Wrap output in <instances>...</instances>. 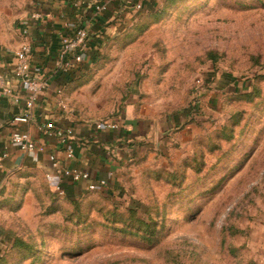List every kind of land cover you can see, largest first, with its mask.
I'll list each match as a JSON object with an SVG mask.
<instances>
[{
  "label": "rangeland",
  "instance_id": "obj_1",
  "mask_svg": "<svg viewBox=\"0 0 264 264\" xmlns=\"http://www.w3.org/2000/svg\"><path fill=\"white\" fill-rule=\"evenodd\" d=\"M24 5L0 0L1 40ZM148 11L106 70L166 114V144L114 192L64 198L15 178L0 196V264H264V0Z\"/></svg>",
  "mask_w": 264,
  "mask_h": 264
},
{
  "label": "crops",
  "instance_id": "obj_2",
  "mask_svg": "<svg viewBox=\"0 0 264 264\" xmlns=\"http://www.w3.org/2000/svg\"><path fill=\"white\" fill-rule=\"evenodd\" d=\"M164 1L25 0L10 30V41L0 39V79L19 99L17 104L8 96L0 99V157L5 154L0 162V196L11 181L22 175H33L47 183L45 176L55 173L49 155L63 170L89 176L76 184L65 180L64 198L89 193L88 184L100 180H105L114 192L125 170L140 166L166 144V114L139 100L135 84H126L132 76L106 70L110 64L106 55L115 48L117 39L135 31L138 22L151 13L148 10ZM96 6L104 9L97 11ZM77 29L86 30L87 49L77 72L64 74L56 69L60 39ZM23 44L32 50L31 72L47 81L48 87L31 110L30 122L14 125L12 119L23 114L26 95L14 82L11 67L14 54ZM117 89L121 93H116ZM59 101L64 108L58 106ZM117 119L121 122L117 131L97 132L92 126L94 122ZM45 123L54 124L55 129H70L72 137L62 144L53 132L45 134ZM15 129L45 147L44 153L26 154L11 144L10 135ZM68 147L73 152L70 159L65 155ZM8 243L9 239L0 235V253Z\"/></svg>",
  "mask_w": 264,
  "mask_h": 264
},
{
  "label": "built area",
  "instance_id": "obj_3",
  "mask_svg": "<svg viewBox=\"0 0 264 264\" xmlns=\"http://www.w3.org/2000/svg\"><path fill=\"white\" fill-rule=\"evenodd\" d=\"M137 8H139L137 6ZM97 11L104 9V6H96ZM88 34L84 29H77L71 36H63L60 39V48L58 52V58L56 62L57 71L69 74L73 71L77 72L79 66L83 62L84 53L87 49ZM31 47L28 44H23L19 50L14 54L12 63L11 76L14 82L25 92V98L23 100V114L15 116L12 119V124H28L31 120V110L34 108L43 92L48 87L47 81L42 78L36 77L31 72L30 61H31ZM4 96H8L13 99V102L17 104L19 102L18 97L12 95L11 89L4 87L3 81L0 79V99ZM58 106L64 108V104L59 101ZM93 128L97 132L101 131H117L121 127V122L117 120H105L101 122H94ZM45 134H51L52 132L59 137L60 142L65 144L68 139L72 137V131L70 129H55L54 124L45 123L43 126ZM10 142L16 146L23 153H41L45 151V147L34 143L27 133L21 132L15 129L10 135ZM66 158H72L73 152L70 147L65 150ZM5 157L2 154L0 162ZM49 162L55 169V173L47 174L45 179L50 186L51 191L57 197H64L65 193L63 190V184L65 180H68L72 184H76L82 181L88 180L86 173L78 172L76 170H63L60 168L58 161L53 155L48 156ZM111 192L108 188V183L105 180H100L88 184L87 192Z\"/></svg>",
  "mask_w": 264,
  "mask_h": 264
},
{
  "label": "trees",
  "instance_id": "obj_4",
  "mask_svg": "<svg viewBox=\"0 0 264 264\" xmlns=\"http://www.w3.org/2000/svg\"><path fill=\"white\" fill-rule=\"evenodd\" d=\"M170 1H173V0H167L166 2H170Z\"/></svg>",
  "mask_w": 264,
  "mask_h": 264
}]
</instances>
